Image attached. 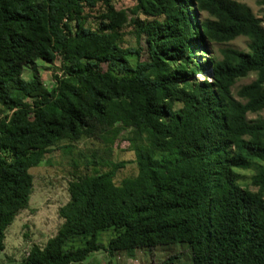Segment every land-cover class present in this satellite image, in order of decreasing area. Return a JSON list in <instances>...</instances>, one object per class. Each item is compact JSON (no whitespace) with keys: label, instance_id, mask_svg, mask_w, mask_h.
Listing matches in <instances>:
<instances>
[{"label":"trees","instance_id":"16d2710c","mask_svg":"<svg viewBox=\"0 0 264 264\" xmlns=\"http://www.w3.org/2000/svg\"><path fill=\"white\" fill-rule=\"evenodd\" d=\"M133 1L118 9L115 0H0V250L29 206L30 169L63 141L117 129L149 151L137 174L119 179V162L74 179L65 222L22 264H82L101 250L172 244L189 246L191 264H264V117L248 118L264 110L262 19L240 0ZM95 13L97 28L88 23ZM130 25L139 43L145 36L147 59L123 48ZM240 36L247 50L220 48L207 68L196 59ZM57 58L51 88L39 73L20 77ZM205 69L211 79L195 78ZM240 170L253 171L257 190L240 183ZM108 230L115 235L105 244Z\"/></svg>","mask_w":264,"mask_h":264},{"label":"rangeland","instance_id":"374dc122","mask_svg":"<svg viewBox=\"0 0 264 264\" xmlns=\"http://www.w3.org/2000/svg\"><path fill=\"white\" fill-rule=\"evenodd\" d=\"M240 1L252 8L256 16L262 19L264 27V7L258 3V0ZM135 4L136 2L133 0H115V6L118 9H129ZM96 16L97 13L88 19L89 25L94 28L99 26ZM205 17L207 14L201 13L199 18ZM120 42L125 50L131 51L133 48H138L140 50L139 57L143 60L148 58L145 36L139 43L132 25L122 30ZM247 43L248 39L242 36L227 43H213L208 47V53L202 54L199 49L196 59L204 65V68H207V60L211 58L212 54L219 55L220 48L228 46L247 50ZM60 64L59 58L53 64L39 61V66H25L20 77L29 79L34 73H39L44 85L51 88L55 82L54 73L59 72ZM102 68L106 70V65H102ZM195 78L199 80L211 79L209 70L205 69L202 73L196 74ZM254 78L255 74H251L239 79L233 86V92L236 93L240 86L251 82ZM2 115L3 113L0 112V117ZM258 116L264 117V110L257 114L250 113L248 118ZM127 136V132L115 129L73 143L63 141L45 155L40 165L30 169L34 177V187L29 206L18 213L6 230L5 248L0 250V264H22L34 245L44 246L48 239L57 234L65 222L60 210L70 201L69 186L74 179L86 175H99L109 171L114 164L119 162H125V166L118 169L119 179L137 174V159L149 151L133 149L132 142L127 139ZM2 157L0 154V160ZM252 174L251 170H240L239 181L243 186L246 185L251 190H257L250 184ZM114 235V230L104 231L100 233L99 240L107 244ZM82 242V238L75 237L71 243L77 246ZM173 255H180V258L173 264H191L192 253L187 244L116 252L113 256L107 251L101 250L93 252L82 264H106L109 261L112 264H157Z\"/></svg>","mask_w":264,"mask_h":264}]
</instances>
